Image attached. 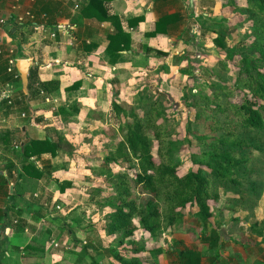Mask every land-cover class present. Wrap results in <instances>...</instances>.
I'll return each mask as SVG.
<instances>
[{
  "label": "crops",
  "instance_id": "crops-1",
  "mask_svg": "<svg viewBox=\"0 0 264 264\" xmlns=\"http://www.w3.org/2000/svg\"><path fill=\"white\" fill-rule=\"evenodd\" d=\"M0 1V18L7 22V39L0 54V216L4 213L1 222L6 221L0 225V256L5 254L0 264H11V261L46 264L55 246L53 243L60 246L63 231L67 229L73 235L77 225L64 208L54 215L48 214L49 208L55 210L63 202H73L76 180L90 174L85 165L89 154H95L92 145L120 141L119 125L109 122L107 117L110 111L114 113L113 101L116 102L119 88L124 85L125 73L150 71L153 67L146 63L151 64L157 58L156 50H166L171 37L182 39L186 34L182 20L168 33L156 36L147 33L154 30L156 21L164 14L181 13L183 18L184 8L182 0H107L102 4L107 16L119 21L132 35L131 47L115 53L107 50L109 35L116 32L115 23L111 18H98L93 9L86 8L90 0ZM174 3L178 11H170ZM28 11L33 18L27 16L24 21H16ZM138 17H142L139 23ZM178 44L185 47L186 42L179 40ZM11 46L17 47L20 58L31 59L30 69L36 70L25 106L19 100L14 106H8L3 94L11 81L6 73L7 50ZM174 66L179 67L168 62L170 70ZM49 81L59 86L53 84L47 91L39 90L40 82ZM15 85L14 95H21L19 83ZM22 109L32 112V118L22 117ZM46 138L61 146L56 155L47 152L30 157L44 171L42 177H36L35 170H25L17 149ZM14 165L19 167L20 177ZM57 181L70 184L62 191ZM9 194L13 198L7 206ZM214 219L218 220L217 216ZM233 219L236 220L233 224L229 221L220 224L222 219L214 223L220 234L215 247L211 232L205 227L195 235L194 241L178 236L180 233L175 229L174 234H165L156 247H147L141 253L144 254L142 264H258L256 260L264 264L258 254L264 251V233L250 235L242 226L244 219ZM69 240H64V245ZM184 251L189 255H182Z\"/></svg>",
  "mask_w": 264,
  "mask_h": 264
},
{
  "label": "rangeland",
  "instance_id": "rangeland-1",
  "mask_svg": "<svg viewBox=\"0 0 264 264\" xmlns=\"http://www.w3.org/2000/svg\"><path fill=\"white\" fill-rule=\"evenodd\" d=\"M225 1L182 0L184 11L181 20L186 24V34L182 39L171 37L166 50H156L154 55L157 58L155 57L151 64L146 63L149 67H153L150 71L142 69L125 73L124 85L119 88L120 94L116 99V103L124 107L125 111L120 112L115 108L114 113L110 111L107 117L109 122L117 123L120 128L131 109L134 108L141 117H144L152 107H161L163 114L155 121L160 128L154 127L149 130L152 152L158 157L160 141L156 132H160L180 165L178 168L180 175L199 167L194 160L202 157V151L209 149L213 137L218 136L220 139L224 134L232 141L238 137L247 139L248 142L247 147L234 145L232 142L226 143L225 148L235 157L245 159L244 165L234 169L232 178L236 179V182L220 181L209 176L212 181L211 192L219 195L217 201L213 198L209 199L214 212L209 222L203 223L196 215L198 206L190 205L185 209L183 222L174 228L163 230L156 236L150 235L138 224L134 239L140 241L146 248L156 247L158 242L164 239L165 234L168 235L175 229L180 233L178 236L194 241L195 235H199L201 229L205 227L207 232H211L210 238H212L213 233L218 232L214 223H218L219 219H222L220 224L227 221L233 224L236 221L234 217L244 219L242 226L250 235L256 233L247 223L260 222L259 226L263 225L264 130L261 132L247 130L236 117L230 116L232 111L228 108L229 103L240 104L246 95L251 100H255V97L252 96L249 88L241 86L245 75L240 74L243 63L240 54L229 55L226 48L218 46L216 44L218 34L212 29L222 27L228 48L244 50L242 52L250 56H253L250 43L255 39V32L253 22L248 19L247 14L237 17L234 14L236 8V10L221 9ZM233 2L243 8L248 5L246 0H233ZM170 11H178L175 3ZM179 40L186 42L185 47L178 44ZM184 59L185 61L181 63ZM168 62L177 63L179 67L174 66L170 70ZM163 73L166 74L162 75ZM25 95L26 100L23 101L28 102L29 96L26 93ZM257 102L264 106V100L258 99ZM217 103L223 104L227 111L216 108ZM198 111L202 114L200 120L196 118ZM213 115H216L215 121ZM229 132L235 135L231 136ZM203 135L208 137L203 138ZM122 139L121 137L120 141ZM119 142L92 145V152L95 154H89V158L86 159L87 166L85 165L90 174H85L76 180L72 191L73 202L62 203L64 211L68 212L67 216H72L77 223L74 234L71 235L65 229L63 237L60 242L58 241L60 246L59 244L56 246V242L53 241L56 247L53 246V251L47 256L46 264H93V261L98 264H119L114 256L105 251L117 247L120 239L119 234L112 237L104 236L107 233L104 228L106 215L111 212L105 201L109 196L116 194L108 172L111 171L113 174L128 172L132 178H136L138 171L132 168V163L122 159L110 163L108 167L104 164V158L111 155V151H115ZM216 145L219 148L223 143L218 142ZM203 169L208 173L211 172L207 166H203ZM215 216L218 220L214 219ZM65 221L67 222V219ZM135 223H138L137 218ZM40 230L43 231L44 228ZM66 239L70 240L64 245ZM70 244H73V248H70ZM85 246L87 252H84ZM141 253L139 255L142 259L144 254ZM258 254L264 260V251ZM256 262L262 264L261 260ZM10 263L22 264V261Z\"/></svg>",
  "mask_w": 264,
  "mask_h": 264
},
{
  "label": "trees",
  "instance_id": "trees-1",
  "mask_svg": "<svg viewBox=\"0 0 264 264\" xmlns=\"http://www.w3.org/2000/svg\"><path fill=\"white\" fill-rule=\"evenodd\" d=\"M105 2L107 0H90L86 8L93 9V14L97 17L99 16L98 18L102 20L110 19L111 17H108L106 14V8L102 5ZM246 3L248 5L244 9L235 5L233 0H229L223 4L222 8L224 10L237 9L234 13L237 17L245 13L248 19L253 22L255 39L250 43L253 56L245 54L243 53L244 50H238L235 47L229 49L225 42V34L222 27H215L212 30L218 34L216 43L218 46L226 48L229 55L240 54L243 62L240 74L245 75L241 86L249 88L252 96L255 97V100H251L246 95L244 101L240 104L229 103L228 108L232 111H229L230 116L236 117L237 121L247 130L261 132L264 130V106L263 104H259L257 100H264V0H246ZM100 11L103 14H99ZM139 20H142V17L136 19L137 23H139ZM180 20L181 15L179 13L164 14L156 21L154 30L148 32L147 35L156 36L159 33H168L169 29L176 28ZM113 21L116 32L109 35L110 42L107 50L116 53L129 49L132 43V35L123 29L119 21L115 19ZM130 24L133 25L134 20H131ZM16 53L18 57H21L19 56L20 51L16 50ZM256 53L259 54L256 55ZM6 73L11 77L9 84L15 87L16 82H18L22 94L26 96L23 92L21 78H15L7 72V69ZM35 75L36 70L31 68L29 73V90L31 89V81ZM53 84L59 86L55 81L40 82L39 90L47 91ZM21 103L22 105L24 104L23 106L26 105L25 102ZM113 104L118 111H125V108L118 105L115 101H113ZM216 108L227 111V108L224 109L223 104L217 103ZM162 111L161 107L154 106L148 113H145L144 117H141L134 108L131 109L126 116L125 122L120 126L121 129L119 128L120 135L123 134L121 136L123 139L118 143L115 151H111V155L104 158L106 167L110 163L122 159L132 163V168L138 170L136 178H132L128 172L117 174H113L111 171L108 172L116 194L109 196L105 201V204L111 209V212L106 215L105 229L108 235L119 234L120 239L117 247L105 249V251L107 254L114 256L119 261V264H142L139 254L146 250V246L134 239L135 229L138 227V224L147 233L156 236L162 233L163 230L174 228L177 224L183 222L185 219V209L190 205L198 206L196 215L203 223L207 224L214 216L209 199L213 198L215 201L219 199L218 193L211 192L210 186L212 181L209 176L215 177L220 181L229 180L233 183L236 182V179L232 178L234 169L245 164L244 158L235 157L225 147L227 142L247 147V139L237 137L232 141L223 134L220 139L218 136L213 137V142L210 144L209 149L202 151V157L194 160L199 164L196 170H191L180 175L178 173L180 165L175 160L171 147L167 146L165 139L161 137L162 133L160 132H156V136L160 141L158 157L152 152L149 130L154 127L160 128L159 125L155 124V121L158 116L163 114ZM22 112L23 109L20 111V114ZM26 113L28 115L32 114V112ZM201 117V111H198L196 118L200 120ZM215 117L216 115H213V120ZM229 134L231 136L235 135L232 132H229ZM202 137L207 138L208 135H203ZM218 142H222L223 146L218 148L216 145ZM60 146L61 144L56 143L51 138H46L45 140L31 141L30 143L18 146V149L15 148L18 155L22 157L21 162L24 163L25 170L33 169L36 171V177H42L44 175L43 169L38 168L30 160V157L35 154L36 156H40L47 152L56 155ZM203 166L209 167L211 172L208 173L203 169ZM14 168L18 172L19 167L14 165ZM20 174L18 172V177H20ZM57 182L62 191L70 184L67 181ZM9 196L7 206H9V201L13 198V195L9 194ZM3 215L4 213L0 216V225L6 222H1L4 219ZM136 218L138 219L137 224L135 223ZM259 224L260 222L251 223V228L258 235H262L264 233V221L262 227ZM213 234L212 246L215 247V245L219 244L220 235L217 231ZM76 241L78 240L76 239ZM84 252H87L86 246L84 247ZM2 255L4 256L5 254ZM182 255L188 256L189 253L184 251ZM3 256H0V260ZM93 262V264H98L95 261Z\"/></svg>",
  "mask_w": 264,
  "mask_h": 264
},
{
  "label": "built area",
  "instance_id": "built-area-1",
  "mask_svg": "<svg viewBox=\"0 0 264 264\" xmlns=\"http://www.w3.org/2000/svg\"><path fill=\"white\" fill-rule=\"evenodd\" d=\"M16 1L20 2V0H16ZM0 7H1V1H0ZM27 16H29L30 18H33L32 14L28 11L24 15L19 16L16 19V21L17 22L24 21ZM6 24H7L6 19L0 18V54H2L4 52V45H5V41L7 39V37H6V33H7ZM53 35H55V32L53 33ZM19 59H21V58L18 57V55L16 53V46H11L7 50V67H6V69H7V72L12 74L15 78L20 77V73L17 69V62ZM13 90H14V86L8 84L3 91L4 98L7 99L8 104L11 106H14L16 103V100H20V102H25V101H23V100H26L25 96L23 94L15 96ZM32 114L28 115L26 112H23L22 117H31ZM62 209H63V207L61 205H57L55 207V210L53 209V207L49 208L48 214L54 215L55 211H57V212L62 211ZM56 246H58L57 243H56Z\"/></svg>",
  "mask_w": 264,
  "mask_h": 264
},
{
  "label": "water",
  "instance_id": "water-1",
  "mask_svg": "<svg viewBox=\"0 0 264 264\" xmlns=\"http://www.w3.org/2000/svg\"><path fill=\"white\" fill-rule=\"evenodd\" d=\"M31 64L32 60L26 58L19 59L17 62V69L20 73L23 90L26 94H29V73Z\"/></svg>",
  "mask_w": 264,
  "mask_h": 264
},
{
  "label": "clouds",
  "instance_id": "clouds-1",
  "mask_svg": "<svg viewBox=\"0 0 264 264\" xmlns=\"http://www.w3.org/2000/svg\"><path fill=\"white\" fill-rule=\"evenodd\" d=\"M21 59H23V58H21ZM28 96H29V94H27Z\"/></svg>",
  "mask_w": 264,
  "mask_h": 264
}]
</instances>
